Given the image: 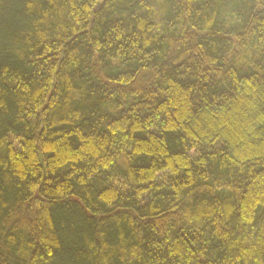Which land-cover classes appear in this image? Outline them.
Masks as SVG:
<instances>
[{
  "label": "trees",
  "instance_id": "obj_1",
  "mask_svg": "<svg viewBox=\"0 0 264 264\" xmlns=\"http://www.w3.org/2000/svg\"><path fill=\"white\" fill-rule=\"evenodd\" d=\"M0 264H264V0H0Z\"/></svg>",
  "mask_w": 264,
  "mask_h": 264
}]
</instances>
